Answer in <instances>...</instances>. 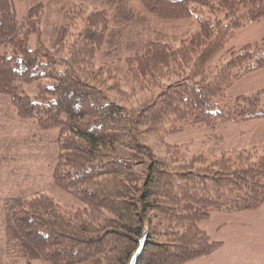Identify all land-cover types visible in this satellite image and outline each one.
I'll return each mask as SVG.
<instances>
[{"label":"trees","instance_id":"trees-1","mask_svg":"<svg viewBox=\"0 0 264 264\" xmlns=\"http://www.w3.org/2000/svg\"><path fill=\"white\" fill-rule=\"evenodd\" d=\"M139 1L164 21L190 19L197 9L223 15L200 19L199 31L179 48L150 41L143 56L128 58L135 80L163 84L157 96L127 107L121 101L128 93L96 64L110 30L106 11H82V30L62 26L51 49L41 40L42 3L20 23L13 0H0V95L21 119L59 130L54 184L83 206L67 211L37 194L5 199L8 264H129L146 229L138 264H188L224 246L200 228L212 212L264 206V153L209 160L163 136L166 125L174 136L177 124L213 130L264 120V90L217 104L234 83L264 69V38L231 50L214 73L209 69L233 32L264 20V0ZM33 84L39 92L30 99L24 86ZM151 138L164 146V158L148 144Z\"/></svg>","mask_w":264,"mask_h":264},{"label":"rangeland","instance_id":"rangeland-1","mask_svg":"<svg viewBox=\"0 0 264 264\" xmlns=\"http://www.w3.org/2000/svg\"><path fill=\"white\" fill-rule=\"evenodd\" d=\"M13 2L20 23L31 8L39 3L44 5L40 25L44 33L41 40L51 49L55 47L62 26H68L70 33L74 34L82 30V11L88 15L97 10L106 11L110 17V30L96 56V64L97 68H103L106 75L116 80L112 85L119 84L128 93V98L121 101L127 107H139L157 96L163 84L149 78L135 80L125 63L128 58L143 56L144 46L150 41L167 42L179 48L183 41L199 31L200 19L215 21L223 15L208 9H197L190 19L164 21L151 16L139 0ZM263 38L264 20L233 32L228 44L210 63V71L214 73L221 63L229 60L231 50L239 52ZM35 47L36 38L32 37L30 48ZM263 90L264 69L234 83L217 104L223 107L232 104L239 96L250 97ZM24 91L28 98L34 99L39 92L38 85H26ZM186 125L177 124L175 129L178 131L174 136L168 134L171 125H166L164 141L179 146L190 155H201L209 160L231 157L238 152L252 155L264 153V120L248 124L229 123L213 130ZM58 136V129L46 130L36 120L21 119L10 98L0 95V264L10 261L4 236L5 199H28L37 194L53 199L67 211L83 207L77 199L54 184L53 171L59 153ZM148 144L158 156H166V150L158 139L151 138ZM200 228L212 241L221 242L224 246L212 256L188 264H264V206L258 211L238 214L212 212L207 221L200 223ZM19 264L26 263L20 261Z\"/></svg>","mask_w":264,"mask_h":264},{"label":"water","instance_id":"water-1","mask_svg":"<svg viewBox=\"0 0 264 264\" xmlns=\"http://www.w3.org/2000/svg\"><path fill=\"white\" fill-rule=\"evenodd\" d=\"M146 240H147V229L144 231V234L140 240V244L139 247L137 249V251L134 253V255L132 256L129 264H138L139 258L141 257V254L143 253L145 244H146Z\"/></svg>","mask_w":264,"mask_h":264}]
</instances>
